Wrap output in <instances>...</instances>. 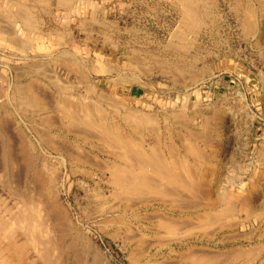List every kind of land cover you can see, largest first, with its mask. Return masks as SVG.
I'll return each instance as SVG.
<instances>
[{"label": "rangeland", "instance_id": "1", "mask_svg": "<svg viewBox=\"0 0 264 264\" xmlns=\"http://www.w3.org/2000/svg\"><path fill=\"white\" fill-rule=\"evenodd\" d=\"M13 1L17 4L20 3L21 8L28 7L29 9H25L26 11H34V17L37 18L35 20L36 26L39 31H35L37 37L34 42L36 49L33 48L28 52L17 50L11 41L0 37V119H2L0 123L3 120L7 121L5 129L9 127L7 130L10 129L12 136H16L14 138L16 143L20 142L18 139L21 137L23 145L30 150L31 154L29 155L34 154L35 158L39 156L44 170H50L51 168L55 170L56 175L53 178L54 190H57L54 192L56 201L65 210L66 217L75 229L87 238L91 244V252L88 256L80 249L77 250L76 256L81 257L79 264H131V255L140 249L147 250L143 253L140 250L142 253L141 262L134 264H143L146 261L150 264H167V261L170 262L168 264H191V261H195L194 258L183 262L179 260L181 253L186 252L188 249L194 250L195 253L199 251L196 254L207 251L206 253L217 252L218 255H222L220 253L224 252L225 249L232 248H241L243 253H241L240 258H233L229 264H264V236H261L262 233L264 235V217L263 219H257L250 215L247 216V211L240 208L241 205L244 208L248 205L249 208L255 211L258 210L257 213L259 211L264 213V162H261V167H259V162H257L259 166L251 164L250 153L246 144L249 139V136H247L249 131L258 129L261 131V148L264 145V6L259 5L260 8L255 0H215V5L207 9L202 7L201 3L196 2V4H199L197 8L200 13H203L200 19L201 24H203H199V28L192 32L181 23V7L169 0H89V5L84 2H76L71 9L57 6V0L56 2L55 0H36L34 3L32 0ZM37 1H41L42 6H40V3L38 5ZM248 4L254 9H251V12H254L250 14V17L253 16L252 21L256 22L255 20H257V22L253 30L254 34L243 36V26L240 24L243 23L244 9H242V5L246 7ZM32 7H36L35 10ZM7 8V6L2 7L0 14L5 16ZM204 9L208 10L206 14ZM10 11L14 12V8ZM40 18L41 20H39ZM16 21L17 19H13L11 23L4 22V26L11 24L12 29L16 31L15 38L18 37L23 41L26 33ZM8 25L6 29L10 30ZM56 28L59 32L63 30V34L61 32L59 35V37L63 35L60 39L56 37ZM196 32L197 35H195ZM63 51H68L69 54L64 56L59 54ZM59 62L60 64H58ZM61 62L63 64L74 62L75 67L72 72L77 71L79 74L68 72L64 68L65 65H61ZM32 64L34 67H31ZM35 64L38 69L41 68L40 64L41 66L44 65L43 67L49 72L41 68L39 70L43 69L42 71H44V74H42V71H38L37 68L34 69ZM178 64L182 65L179 66ZM234 67L235 73L232 74ZM29 70L33 73L37 70L36 73L38 74L32 72L30 74ZM42 75L48 77V79L51 75L54 81L56 80V86L53 85L54 81L52 79L51 85L50 79L47 80ZM78 75L80 79L82 76L81 80H79ZM51 76L50 78H52ZM131 76H133V80ZM32 79L39 85L38 91L41 94L44 93L43 97H45L44 100L47 99L45 100L47 103H53L52 101L57 96L60 99H71L73 102H91L100 107L102 106L101 108L110 120L117 124L120 123L119 132L122 137L130 138L133 142L136 141L134 142L135 145L140 144L139 147L144 149L150 148L152 145L155 147L158 145L157 148L160 146L159 149L164 155L162 157L167 161L169 157L168 152L165 150L166 145L173 144L172 146L178 149L177 156L179 157H177V160L181 161L187 158L189 164L192 165V157L188 155L186 149H183L184 146H182L183 143L180 140L184 137L186 143L191 141L196 149L204 153L205 156L207 155L209 159L206 158L208 162L210 160V165H212L210 168L215 171L211 172V169L200 167L206 175L203 180L213 183L212 178L214 180L216 176L221 182L219 183L221 188L227 187L233 191L231 199L235 202L236 217L233 218L235 221L232 222L233 219L231 220L230 225L234 222H236V225H234L235 227L232 225V227H227L230 234L224 233L222 236L234 234L235 237L230 236L232 237L230 238L228 236V239L222 237L220 235L221 231L218 232V229H216L219 225L215 227H212V225V230H216H214L215 233L212 232L211 234L209 231L197 230L198 232H195L198 234H191L192 238L188 236L182 238V241L177 245L172 237L168 238L170 236L164 230L158 229L155 218L157 213L158 215L175 216L177 210L173 211L167 204H162L161 201H153L154 203L151 202L147 206L137 202L138 205L134 203L135 205L133 204L132 207L126 209L129 213H140L139 215L145 217L144 219L149 216L151 220L147 221L140 218L138 223L131 224L134 232H137V230L144 232L148 229L150 235L144 237L135 246L128 243L123 236L126 233L123 225L113 222L108 224L113 216L123 213L125 205L123 203L118 204L119 202L115 203L116 200L110 196L111 187L108 184L107 173L100 167L96 169L92 166L84 167L85 172L88 171L87 174H83L81 171L79 173L73 172L74 168L72 169L71 165L69 167L67 161H65L66 164L60 162L59 157L63 156V152H56L55 154L52 151V153L46 146L38 143L36 133L32 130L33 127L40 131H49L53 135H58V139L67 143L69 147H72L71 143L76 142V140L72 133L66 131L67 121L62 120L59 114L52 110L36 113L28 111V113L24 110L23 105H19L12 98V86L17 83L26 84ZM59 79H62L63 82ZM59 88L61 92L57 91ZM50 90L52 96L49 94ZM82 98H84V101H82ZM9 100H12L11 103L7 102ZM123 104L126 107L137 109L139 112L152 114L156 131L151 133L143 130L140 135L129 132L121 120L126 113V107ZM23 111L24 114L28 113L25 117L24 114L22 115ZM30 113L31 115H29ZM46 114L52 116L55 123H61V127H59V124V126L54 124L45 125L40 122L41 118L47 116ZM52 114H55L56 118ZM179 114H183L187 120H183L184 117L182 116L176 118L175 116ZM3 115L6 116L3 117ZM193 130H203L202 133L205 134L204 137L207 138V143L208 141L210 143L207 144L201 139L193 142L194 136L189 135V131ZM31 144H33V147ZM78 144L84 148L91 158L93 157L91 160L96 158L100 166L106 164L109 159L112 160L108 154L109 152H107L109 149L96 142L92 143L90 141L89 144L79 142ZM91 145L103 149L98 148L100 150L97 151ZM92 149L95 150L92 151ZM105 149L107 154L103 152ZM36 161L38 160L36 159ZM50 164L55 167L50 166ZM251 176L255 177L251 179ZM21 178L24 181L26 180V177ZM23 183L22 185H24ZM3 189L0 186V196L4 197L5 203L10 204L12 200ZM95 194L99 196L97 197ZM204 202L205 200H203ZM203 203H201L202 206L196 207L197 209H192L193 212L199 211V213H202V210H204ZM121 211L122 213H120ZM143 212L144 214H142ZM151 215L155 220L151 219ZM188 216L192 220H197L193 213L188 214ZM32 225L29 227L35 226ZM12 226L13 231L16 232L14 236L16 235L17 238H20L19 241L22 242L24 237L21 235L20 226L16 224ZM117 231L122 235L113 236ZM217 232L218 234H216ZM207 233L211 234L209 235L211 239ZM160 234H166L167 236H161L162 238L165 237L166 240L163 239V241L160 236L159 239L158 235ZM43 235L46 239V234ZM221 237L224 240H221ZM145 238H148V241ZM155 239L159 244L156 243ZM28 246L26 256L31 260L36 259L37 256L32 245ZM253 246L258 247L257 250H253L254 252L252 251ZM247 248H250L251 252H248Z\"/></svg>", "mask_w": 264, "mask_h": 264}, {"label": "bare ground", "instance_id": "2", "mask_svg": "<svg viewBox=\"0 0 264 264\" xmlns=\"http://www.w3.org/2000/svg\"><path fill=\"white\" fill-rule=\"evenodd\" d=\"M169 1L176 3L177 5H179L181 7L180 8L181 9L180 13L182 14L181 23L185 26V28H187L189 31H192V32H195V30H197L196 28H199L198 27L199 24L200 25L203 24V23L201 24L202 21H200L203 13H200L199 9L197 8L198 5L201 3L202 7H205L207 9L209 7L215 5L214 4L215 0H169ZM255 1L257 2L256 4L258 6L259 5L264 6V0H255ZM32 2L34 3V2H36V0H32ZM40 2L37 1L38 5L41 4L40 6H42V3H40ZM55 2H56V0H55ZM76 2H84L85 4L89 5V0H57L56 5L61 7V8L64 7L66 9H71ZM196 2L199 4H196ZM19 4L14 3L13 0H0V12H1L2 7H5V6L8 7L6 10L7 14L5 16L0 14V18L3 17L2 19H0V23L1 22H7V21L9 23H11L13 19H15V20L17 19L18 21H20L21 26L23 27V30L26 33L24 35V40L21 41L17 36H16L17 39L15 38L16 31L14 29H12L11 24L10 25L7 24L9 26L10 30L6 29L7 25L5 28H4V25H3V27L0 26V32L3 33V35L7 36L8 41H11V43H13L15 45L17 50H21L22 52H28V51L33 50V48H35L34 42H35V39L37 38L35 36V31H39L37 29V26H36L37 23L35 21L37 18L35 19L33 10L26 11L25 9H27L28 7L24 6L25 8L23 7L24 8L23 9V8H21L22 5L20 4L21 5L20 6ZM252 4H253V2H252ZM171 5H173V4H171ZM236 5H238V4H236ZM35 6H37V5H35ZM250 6L251 5H249V4L246 7H244L242 5V9H244L243 16H242L243 23H240V24L243 26V32H242V33H244V34H242L243 36H245V34H252L253 30L255 29V24L257 22V20H255V19L254 20L256 22L252 21L253 16L250 17V14L252 12H254V11L251 12V9H253V7L251 8ZM12 7L14 8V12L10 11V9L11 10L13 9ZM35 8L32 7V9H34V10H35ZM237 8H238V6H237ZM255 8H256V6H255ZM38 9H40V8H38ZM40 10H38V11H40ZM41 11L43 12V10H41ZM48 11H49V9H48ZM207 11L205 10V14ZM257 13H259V12H257ZM39 20H41V18ZM99 25H104V24H99ZM55 30H56L55 31L56 37L58 39L62 38L63 35H61L62 37L61 36L59 37V35L61 34V32L63 30L61 32H59L57 30V28ZM240 30H242V29H240ZM197 32L195 33V35H197ZM62 34H63V32H62ZM257 44H259V43L257 42ZM169 46H171V45H169ZM176 46H175V48H176ZM178 48H179V46H178ZM35 49H34V51H35ZM180 51H182V50H180ZM67 52L63 51L62 53H59V54H62L64 56L66 54H69ZM143 60H145V59H143ZM192 61H194V60H192ZM66 63H67V61H66ZM54 64H56V62H54ZM58 64H60V62ZM32 65H31V67H34V65L33 66ZM61 65H63V66L65 65L66 67L64 66V68L66 70H68V72H72L74 67H75L74 62H70L69 64H63L61 62ZM181 65H179V66H181ZM36 66L37 65L35 64L34 69L37 68ZM39 66L41 68H43L44 71H46L45 67H43L44 65L41 66V64H40ZM41 68H39V69H41ZM39 69H38V71H40ZM21 70H23V69H21ZM36 71L37 70H35L34 73L38 74V73H36ZM44 71H42V74H44ZM29 72L31 74L32 71L29 70ZM40 72H39V75L41 76ZM46 72H49V71L47 70ZM75 72H77V71H75ZM77 73H75V74H77ZM42 76H44V75H42ZM50 76H49V79H50L49 82L51 84V82H53L54 79L52 76H51L52 78H50ZM45 78H47V80H49L48 77H45ZM78 78H79V75H78ZM132 78H133V76H131V79ZM81 79H82V76H81ZM81 79L79 78V80H81ZM83 79H84V77H83ZM59 80L62 81V79H59ZM59 80H57V81H59ZM55 82H56V80L53 83L54 86H56ZM60 85H62V84H60ZM62 86H65V85H62ZM62 86H60V87H62ZM12 87H13L12 93H11L12 98H14L15 102L18 103L19 105H23L25 108L24 110H26L27 112L30 111V112H35V113L41 112V111L52 110L53 112L59 114L62 120L67 121V124L66 125L64 124L66 126V131L68 133L69 132L72 133L75 137V140H76V142L71 143L72 147L71 146L69 147V145L67 146V143L61 142L60 139H58V137H59L58 135H56V134L53 135L49 131H42V130L40 131V130H37L36 127L35 128L33 127L32 130H34V132L36 133L38 143L46 146L51 152L52 151L55 152V154H56V152H58V153L63 152L64 153L63 156L61 155L59 157L60 162L65 163V161H67V164L69 163L68 166L70 167V165H71L72 169L74 168L73 172L76 171V173L77 172L79 173L81 171V172H83V174L84 173L87 174L88 171L85 172L86 170L84 167L92 166V167H95L96 169H98L100 167L104 172L107 173L108 184L111 187V192H110L111 195L110 196H112L114 198V200H116L115 203L119 202L118 204L123 203L125 205V210L123 211V213L121 211L120 212V213H122L121 215L113 216L114 218L112 217V219L108 222V224H110V222H113L115 224L123 225L124 228L126 229L125 230L126 233H125V235L123 234V236H124V239L128 243L135 246L138 244V242L140 243L144 237H147L148 235H150L149 234L150 232L148 233V229H147L150 227H147L146 228L147 231H144V232H139L138 230H137V232H134L132 230L133 228H132L131 224H134V222L138 223L140 218H143V216L141 217V215H139L140 213L139 214L138 213H129L126 211V209L132 207L134 203L137 204V202H138V204H142V205L147 206L149 203L151 204V202H153V201H158V202L161 201L162 204H167L168 207L173 209V211L177 210V214L175 216L173 215L174 217L172 215L171 216L164 215V214L158 215V213L157 214L154 213L156 221H157L156 222L157 224L156 223L155 224L158 225V229L164 230L166 232V234H168L170 236L168 238L172 237L173 241L175 240V243H177V245H178V243H180L182 241L181 239L186 238V236L192 238L191 234L193 235L194 233H197L198 232L197 230L204 231V232L209 231V233L212 234V232L215 233V231H216L215 229H214L215 231L212 230L213 229L212 227L219 225L218 226L219 228L217 227L216 229H218L217 230L218 232L221 231L220 235L222 236L224 233L230 234L229 229L227 227H229V226L232 227V226L236 225V222L231 224L232 226L230 225V223L235 221L233 218L236 217V215H235V211H236L235 209L236 208L234 207L235 202L231 199V195H232L233 191H231V189L227 188V187L221 188L219 186L220 185L219 183H221V182L217 179L216 176L214 177V180L212 178L213 183L207 182L208 180L207 181L203 180L206 177V175H205L204 171L201 170L200 167H202V169H203V167H205V168H208V170H209V169H211L210 166H212V165H210V160L208 162L207 155L205 156L204 153H202L200 150L196 149V147L193 146L194 144H192L191 141H189V142L187 141L188 143H186V138H184V137L181 138L182 140H180L181 143L184 144V145L182 144V146H184L183 149H186V152H188V155H191V157H192V161H193L192 165H191V163L189 164V161L187 158H186L187 160L186 159L181 160V161L177 160V157H179V156H177L178 155L177 154L178 149H176L175 146H172L173 144L172 145H170V144L166 145L167 148L165 150L168 152V157H169V159L167 161L166 159H164L162 157L163 154L161 153V151L159 149L160 146L157 148L158 145H156V147L154 145H152V146H150V148L148 147L147 149H144L143 147H139L140 144L135 145L134 142H136V141L133 142L130 138L122 137V135L119 132L120 131V125H119L120 123L117 124L114 121L110 120L109 117H107V115L105 114L103 108H101L102 106L100 107L99 105L91 103V102H73V101H71V99H66V98L60 99V97H57V96H56L57 98L54 96L55 99L53 98L54 99V101H52L53 103L50 104L49 101H48L49 103H47V101H45L47 99L44 100L45 97H43L44 93L41 94L38 91L39 85L36 84V81H34V79H32L31 81L29 80V82L26 84L17 83ZM55 88H57V87H55ZM68 88H69V86H68ZM63 90H65V89H63ZM57 91L61 92V89L59 88ZM5 93L7 94V91ZM49 94L51 95V90H50ZM49 94H48V96H50ZM97 94L99 95V93H97ZM51 96H50V98H51ZM83 99L84 98H82V101H84ZM105 100H106V98H105ZM11 101L12 100H9L7 102L11 103ZM112 102H113V99H112ZM110 103H111V100H110ZM115 103H117V102H115ZM119 105H120V103H119ZM124 106L126 107V105H124ZM121 108H122V104H121ZM117 109H116V111H117ZM18 110H20V109H18ZM125 111H126V113L122 117L121 120L124 122L125 128L129 132L140 135V132L143 130L149 131L151 133L156 131V127H155L156 124H155L154 117L152 114L144 113L141 111L139 112V110L134 109L132 107H128V106L126 107ZM23 114H24V111H23L22 115ZM27 114H24V117ZM29 115H31V113ZM52 115L54 116L55 114H52ZM120 115H122V114H120ZM4 116H6V115H3V117ZM180 116L184 117L183 120H187L186 117L183 116V114H179L178 116H175V117L180 118ZM51 117L48 114L47 116L41 118L40 122H42L45 125H53L54 124L55 126L60 125L59 127H61L62 124L61 123L60 124L55 123V120H53V117L51 119ZM54 118H56V116H54ZM0 120L2 121V119H0ZM38 121H39V119H38ZM3 122L0 123V178L2 179L0 181V184H1L0 186H2L4 188L3 190L6 192V195H8L12 201L10 202V204H7V202L5 203V200L3 199L4 197H2V195L0 196V238H1V240L5 241V244L7 243L6 245H8V250H9L8 254L11 256L16 255L19 259V258H21L23 252L26 250L27 246L32 245V248L35 252V255L37 256V257H35L36 259L33 260L34 264H64V263L65 264H79V262H80L79 260L81 259V257L76 256L77 250L80 249L83 253H85L88 256V255H90V252H91L90 251L91 250V244L87 240V238H85L79 231H77L75 229L73 224L66 217L65 210L56 201V197L54 195V192L56 189L54 190V178H53L56 175L55 170H53V168H51L50 170H48V169L44 170L41 166L39 156H36V158H35L34 154L32 156L29 155V154H31L30 150L28 149V147L23 145V141H22L21 137H19V139L17 138L20 142L16 143L15 139H14L16 136L13 137L12 133L10 132L11 130L10 129H9V131L7 130L9 127L7 129H5L7 126L5 123L7 121L5 122V120H3ZM182 122L185 123L184 121H182ZM9 123H10V121H9ZM183 123H181V124H183ZM9 125H11V124H9ZM181 127H183V126H181ZM202 131L203 130H200V131L193 130L191 132L189 131V135L191 134V136H194L193 142L197 141L198 139H199L198 141H200V139H201L207 143V141H206L207 138L204 137L205 134L202 133ZM209 139H210V137H209ZM90 141H92V143L96 142V143L104 146V148L106 147L107 149H109L108 151L106 149H105V151L103 150V152H106V151L109 152L108 154L112 158V160L109 159V161H107V163L109 162L108 164L107 163L103 164L104 163L103 162L102 163L103 165L100 166V164L98 163V160L96 158H95V160H91V159H93V157L91 158V156H89V154H87V152L84 150V148H82V146H80L78 144L79 142L81 144L82 143L83 144H89ZM208 143H210V142L208 141ZM198 144H199V142H198ZM31 145L33 147V144H31ZM91 146L93 148L97 149V151H99L100 149H103L102 147H99L96 145H91ZM98 148H100V149H98ZM95 149H92V151ZM107 152H106V154H107ZM65 153H66V155H65ZM88 153H89V151H88ZM180 157H182V156H180ZM36 159L38 161H36ZM256 160H257V162L260 163V165H261V162H264V145L262 148L258 149V151L256 152ZM52 164H50V166L55 167ZM213 167H215V166H213ZM21 170H22V172H21ZM69 171H71V170H69ZM212 171H214V170L211 169V172ZM43 173H44V175H43ZM21 177H26V180L24 181ZM253 177H255V176H251V179ZM21 180H23L24 183H23V181L21 182ZM22 183L24 185H22ZM31 185H32V187H31ZM215 185H216V188H215ZM248 192H250V191H248ZM95 196H97V194H95ZM203 200H205L204 203H203ZM201 203L204 204V210L201 209L203 212L199 213V211H196V213H194L192 209H194V210L197 209L196 207L200 206ZM240 203L242 204V202H240ZM238 208H239V206H238ZM240 208L245 209L247 211V213H248L247 216L250 215V216L255 217L257 219H260L261 214L263 213V212L260 213V211L257 213L258 210L255 211L254 209L249 208L248 205L245 206V208L243 205H241ZM128 210H130V209H128ZM192 213L195 214V218H197V220H192V218L190 216H188V214H192ZM142 214H144V212ZM147 215H149V214H147ZM152 216L153 215H151V217ZM151 219L155 220L154 217H152ZM144 220H147V221L150 220L149 216H147V218ZM231 220H232V222H231ZM15 224L20 226V230L22 232L21 235L24 237V240L22 242L19 241L20 238H17L16 235L14 236V234L16 232L13 231L14 229H13L12 225H15ZM32 224H34L35 226L30 228L29 226ZM111 225H112V223H111ZM146 226H148V225H146ZM210 227H211V230L209 229ZM135 229H137V228H135ZM142 229H144V228H142ZM156 229H157V227H156ZM152 230H154V229H152ZM195 231H197V232H195ZM156 232H157V230H156ZM156 232H154V233H156ZM158 232H159V230H158ZM218 232L216 234H218ZM44 233L46 234L45 235L46 239L43 235ZM120 234L121 233H119V231H117L113 236H116V235L119 236ZM166 234L165 235L160 234V235H158V238H159V236L160 237L161 236H167ZM204 234H206V233H204ZM211 234H208V236ZM249 234H251V233H249ZM262 234H261V236H264ZM208 236H206V237H208ZM228 236L229 237L230 236L235 237L234 234L233 235H224L222 237H224V238L227 237V239H228ZM237 236H238V234H237ZM156 238H157V236H156ZM164 238L165 237H163L162 240ZM224 238H222L221 240H224ZM230 238H232V237H230ZM145 239L148 241V238H145ZM210 239H211V237H210ZM155 240H156V243H158L157 239H155ZM164 240H166V239H164ZM147 241H146V243H147ZM229 241H231V240H229ZM156 243H155V245H156ZM151 245L153 246L152 243H151ZM147 246H149V245H147ZM28 247H30V246H28ZM260 247H262V246H260ZM138 248L140 249V247H138ZM250 248L249 249L247 248V251L249 250L248 252H251ZM253 248H252V251L258 249V247H256V246H253ZM240 249L239 248H237V249L236 248L225 249L224 252L220 253L222 255H218V253L215 251H214L215 253H206L207 252L206 251L205 253L196 254V253H199V251L195 253L194 250L192 251V249H190V250L188 249L186 252L181 253V258H179V260H181L183 262L184 260L194 258L195 261H191V264L192 263L193 264H229V263H231V260L233 258H237V259L240 258L241 253H243V251H242L243 249H241V250ZM140 250L138 252H135V253L133 252V254L131 253L132 254L131 255V259H132L131 264L141 262L142 253L144 251H146L147 249H145V250L142 249L141 250L142 253L140 252ZM171 251L173 253V251H174L173 248ZM244 251H245V249H244ZM247 251H246V253L248 254ZM241 257H243V256H241ZM247 259H248V256H247ZM128 260H129V258H128ZM250 260H251V258H250ZM256 260H257V257H256ZM170 261H172V260H170ZM104 262H105V260H104ZM161 262H163V261L161 260ZM168 262L169 261H167V264H168ZM234 262H236V261H234ZM143 264H150V263L148 261H146Z\"/></svg>", "mask_w": 264, "mask_h": 264}, {"label": "crops", "instance_id": "3", "mask_svg": "<svg viewBox=\"0 0 264 264\" xmlns=\"http://www.w3.org/2000/svg\"><path fill=\"white\" fill-rule=\"evenodd\" d=\"M16 22L21 25L20 21L17 20ZM3 25H4V22H2L0 26L3 27ZM0 37H3L5 39L7 38V36H4L3 33L1 32H0ZM233 70L234 72L232 71L231 72L232 74L235 73V67L233 68ZM247 136H249V139L247 140L246 144L248 146V150L250 153V156H249L250 162L251 164H256L257 166H259L256 160V152L258 151V149L261 148V131H259L258 129L250 130ZM259 167H261V165ZM262 214H261V218L263 219L264 215ZM6 244H5V241L1 240L0 238V264H34L33 260H31L29 257L26 256V250L23 252L21 258L19 259L16 255L15 256L9 255L8 245Z\"/></svg>", "mask_w": 264, "mask_h": 264}]
</instances>
